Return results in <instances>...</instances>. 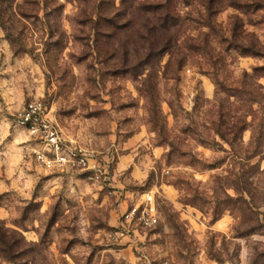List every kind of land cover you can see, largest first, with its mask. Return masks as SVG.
<instances>
[{"label":"rangeland","instance_id":"374dc122","mask_svg":"<svg viewBox=\"0 0 264 264\" xmlns=\"http://www.w3.org/2000/svg\"><path fill=\"white\" fill-rule=\"evenodd\" d=\"M0 264H264V0H0Z\"/></svg>","mask_w":264,"mask_h":264},{"label":"built area","instance_id":"2783aa9c","mask_svg":"<svg viewBox=\"0 0 264 264\" xmlns=\"http://www.w3.org/2000/svg\"><path fill=\"white\" fill-rule=\"evenodd\" d=\"M18 122L28 132L30 153L41 168L68 165L100 170V164L89 148L68 141L61 135L50 119L48 105L42 99L28 101L18 114ZM144 200V205L139 204L126 213V219L131 222L137 218V223L145 226L159 224L160 213L154 194L147 193Z\"/></svg>","mask_w":264,"mask_h":264}]
</instances>
